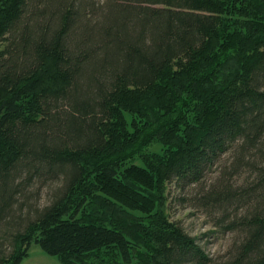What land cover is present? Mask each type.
Masks as SVG:
<instances>
[{
	"label": "trees",
	"instance_id": "obj_1",
	"mask_svg": "<svg viewBox=\"0 0 264 264\" xmlns=\"http://www.w3.org/2000/svg\"><path fill=\"white\" fill-rule=\"evenodd\" d=\"M227 152L198 197L236 234L218 261L166 191ZM0 242V264L33 243L61 264H264V0H0Z\"/></svg>",
	"mask_w": 264,
	"mask_h": 264
},
{
	"label": "rangeland",
	"instance_id": "obj_2",
	"mask_svg": "<svg viewBox=\"0 0 264 264\" xmlns=\"http://www.w3.org/2000/svg\"><path fill=\"white\" fill-rule=\"evenodd\" d=\"M146 152H160V146L154 143L146 149ZM230 157L231 155L229 152L224 154L220 161L212 165V167L205 172L203 180H201L198 185L194 186L190 184L186 187H180L175 182H171L166 191L170 219L176 221L189 235L194 237L196 243L202 247L209 257L218 261L227 257V250L235 239L236 234L226 228L228 219L222 220L220 213L203 206L199 203L198 197L202 195L201 187L211 185L221 176L224 166L221 170L220 164L229 162ZM132 161L139 162V159L135 156ZM233 179L237 180L238 183H241L243 180L242 175L235 176ZM53 185L56 186V183ZM36 189V185L27 189V192L31 193L28 204L29 202L35 203L37 207H42L47 204L49 200L47 189H42L35 194ZM18 203L19 202H16V206ZM26 210L23 212L26 213ZM3 249H5V251L8 250V240L4 242ZM105 254V250L100 253V255ZM90 261V263H92L93 259H90ZM21 264L61 263L55 255L47 254L39 245L33 243L29 249V256L24 258Z\"/></svg>",
	"mask_w": 264,
	"mask_h": 264
}]
</instances>
